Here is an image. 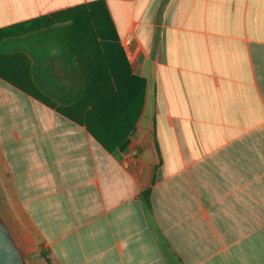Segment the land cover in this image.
<instances>
[{"label": "crops", "instance_id": "crops-1", "mask_svg": "<svg viewBox=\"0 0 264 264\" xmlns=\"http://www.w3.org/2000/svg\"><path fill=\"white\" fill-rule=\"evenodd\" d=\"M98 1L143 79L134 130L108 152L84 124V95L64 116L57 86L34 84L30 56L0 55L12 72L0 78L11 213L51 264H168L164 248L181 264H264V0H0V39ZM60 25L84 84L102 51ZM148 139L151 164L138 159Z\"/></svg>", "mask_w": 264, "mask_h": 264}, {"label": "trees", "instance_id": "trees-1", "mask_svg": "<svg viewBox=\"0 0 264 264\" xmlns=\"http://www.w3.org/2000/svg\"><path fill=\"white\" fill-rule=\"evenodd\" d=\"M47 19L55 24L22 37L0 39V55L21 52L30 56L34 84L47 93L45 86H57L50 96L59 104L54 109L64 116H67L66 106L84 95V102H89L94 121V126L84 121L89 134L108 152L123 150L127 146L128 136L134 130L133 117L139 108L144 83L143 79L131 74L119 50L117 36L105 6L98 1L80 9L52 14ZM67 21L73 31L84 32V44L97 46L102 51V54L94 56L97 65L84 75V84L80 71L59 36L60 24ZM53 45L56 46L54 50L58 61L48 52ZM108 49H113L116 54L107 55ZM55 63L63 65L64 70H56ZM4 64L7 62H0V78L7 79L12 72L6 71ZM61 75H66L71 83L64 84ZM143 198L149 204V190L143 193ZM40 256L46 264H51L44 249H41ZM164 256L168 264H181L180 259L168 248H164Z\"/></svg>", "mask_w": 264, "mask_h": 264}, {"label": "water", "instance_id": "water-1", "mask_svg": "<svg viewBox=\"0 0 264 264\" xmlns=\"http://www.w3.org/2000/svg\"><path fill=\"white\" fill-rule=\"evenodd\" d=\"M138 159L145 163H155L156 154L151 140H147ZM0 264H36L17 233L0 203Z\"/></svg>", "mask_w": 264, "mask_h": 264}, {"label": "rangeland", "instance_id": "rangeland-1", "mask_svg": "<svg viewBox=\"0 0 264 264\" xmlns=\"http://www.w3.org/2000/svg\"><path fill=\"white\" fill-rule=\"evenodd\" d=\"M6 177H7L6 171H5V169H4L3 165H2V162L0 160V203L3 206L5 212L7 213L8 218L12 222V224H13L14 228L16 229L17 233L20 235V237L22 238L23 242L27 246L33 261L36 264H46L44 262V260L42 259V257L40 256V251L43 248L39 247V244H37L36 241H34L33 233L31 231H29L28 227H26L25 225L20 224L18 222L17 216H14L11 213L13 210L15 211L13 203H12V209L13 210H11L8 207L9 203H11V202L6 200V197H5L6 194H5L4 191L6 189V185H5V180L7 179ZM20 220H21V218H20ZM22 222H24V220Z\"/></svg>", "mask_w": 264, "mask_h": 264}]
</instances>
